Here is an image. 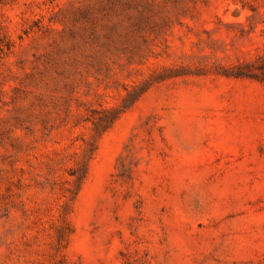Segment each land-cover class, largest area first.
<instances>
[{
	"label": "rangeland",
	"instance_id": "374dc122",
	"mask_svg": "<svg viewBox=\"0 0 264 264\" xmlns=\"http://www.w3.org/2000/svg\"><path fill=\"white\" fill-rule=\"evenodd\" d=\"M0 264H264V0H0Z\"/></svg>",
	"mask_w": 264,
	"mask_h": 264
}]
</instances>
